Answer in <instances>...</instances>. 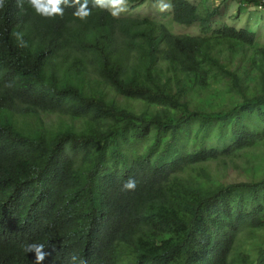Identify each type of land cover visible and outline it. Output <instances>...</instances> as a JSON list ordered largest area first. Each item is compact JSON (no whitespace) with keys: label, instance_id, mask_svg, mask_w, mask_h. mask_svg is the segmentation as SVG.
Returning <instances> with one entry per match:
<instances>
[{"label":"trees","instance_id":"1","mask_svg":"<svg viewBox=\"0 0 264 264\" xmlns=\"http://www.w3.org/2000/svg\"><path fill=\"white\" fill-rule=\"evenodd\" d=\"M79 2L0 0V264H264V0Z\"/></svg>","mask_w":264,"mask_h":264},{"label":"rangeland","instance_id":"2","mask_svg":"<svg viewBox=\"0 0 264 264\" xmlns=\"http://www.w3.org/2000/svg\"><path fill=\"white\" fill-rule=\"evenodd\" d=\"M212 5H219L220 0H208ZM159 0H145L143 4L137 6H131L126 1V9L119 15L132 14V15H150L154 16L158 21L163 23L169 31L178 34H198V25L196 23L190 25H183L175 23L169 13L168 9L160 11L158 8ZM223 9L224 3L220 5ZM226 17H233L237 15L234 22L237 26H247L248 29L256 31L257 42L264 43V13L256 11L254 8H246L244 5H237L235 2H230L224 9ZM235 13V14H234ZM237 13V14H236ZM261 26H257L260 25ZM234 172L229 170L227 177L233 178Z\"/></svg>","mask_w":264,"mask_h":264},{"label":"clouds","instance_id":"3","mask_svg":"<svg viewBox=\"0 0 264 264\" xmlns=\"http://www.w3.org/2000/svg\"><path fill=\"white\" fill-rule=\"evenodd\" d=\"M31 7L34 11L41 15L51 17L53 14L59 15L63 12L61 5H68V0H28ZM73 3H77V0H72ZM88 0H81L78 3V6L73 11V16L83 19L88 15L89 9L87 7ZM95 6L106 9L109 14L113 17L118 16L121 12L125 11L127 5L126 0H93ZM169 7V4L165 0H159L158 8L160 11H164ZM17 39L20 41L21 46L24 45V41L20 39V34H16ZM135 186V181L129 178L123 185L124 188L132 189ZM43 245L39 244H28L25 248V251H33L35 254L36 264H40V261L43 260L45 253L41 251ZM75 260V257H72ZM80 264H83V261H80Z\"/></svg>","mask_w":264,"mask_h":264}]
</instances>
